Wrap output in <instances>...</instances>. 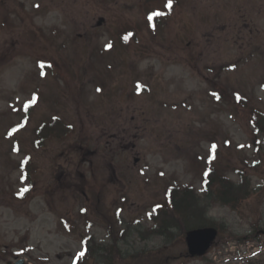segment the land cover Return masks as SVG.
I'll use <instances>...</instances> for the list:
<instances>
[{
	"label": "rangeland",
	"instance_id": "374dc122",
	"mask_svg": "<svg viewBox=\"0 0 264 264\" xmlns=\"http://www.w3.org/2000/svg\"><path fill=\"white\" fill-rule=\"evenodd\" d=\"M28 9L25 37L9 31L17 50L0 42V264H100L86 238L120 239L126 264H214L243 237L263 244L264 0ZM219 177L243 198L205 204L219 232L205 257L179 231L145 236L167 190L203 207L205 179Z\"/></svg>",
	"mask_w": 264,
	"mask_h": 264
},
{
	"label": "trees",
	"instance_id": "16d2710c",
	"mask_svg": "<svg viewBox=\"0 0 264 264\" xmlns=\"http://www.w3.org/2000/svg\"><path fill=\"white\" fill-rule=\"evenodd\" d=\"M213 182H216L218 187V189L216 190L217 193L215 192L216 194L209 190L210 185ZM204 187L206 191L205 195L202 198L203 207L201 206V197L195 195V192H193L192 190H180L176 186L171 187L172 190H167L166 193L167 195H169V197L168 199H165V206H161L162 214L159 215L158 213V215L155 216V226L151 230V233H149V236L152 235L161 238L165 243L172 241L173 231H179V233L183 235L185 234L186 230L192 227L205 226L208 209V207H205V204L207 202L210 203L213 201V199H215L218 201L236 203L240 198H243L240 188L234 186L228 179L223 177H219L215 180L206 178ZM139 231L142 238L148 235V230L146 231L144 237L143 231H141V229H139ZM119 240L115 241L114 243H110L109 245H104L100 242H91V244H94L93 246L96 249L95 256L98 254L100 258L95 260L100 262V264H112L111 257L113 256V261H115V257H118L121 260L122 257L119 251L121 244ZM84 245L88 250L90 249L88 238L84 239ZM125 257L127 256L124 255V258H122V261L125 262V264L126 262H131L126 261L127 258ZM141 262H139L138 264H141ZM154 262L155 264H169V262H167V258H155Z\"/></svg>",
	"mask_w": 264,
	"mask_h": 264
},
{
	"label": "flooded vegetation",
	"instance_id": "af4514ba",
	"mask_svg": "<svg viewBox=\"0 0 264 264\" xmlns=\"http://www.w3.org/2000/svg\"><path fill=\"white\" fill-rule=\"evenodd\" d=\"M28 4H30L31 9L33 8L39 9L43 6V0H0V42L3 43L5 46H8L7 45L8 40H13V32L11 33L9 32L13 30L12 25L15 26L16 31L18 30V27L24 26L25 30L20 33V36L25 37L27 33V29L23 21L25 22L29 17V15L31 14V13L29 14L28 11L29 10ZM34 30L37 32V34L41 32V29L39 27H37V29ZM8 32L9 34L7 37ZM3 47L4 46L2 47L0 46V49L2 48L3 50ZM16 50L17 47L15 48L13 44H11L10 48L8 46L7 52L11 53L12 51H16ZM263 264H264V255H263Z\"/></svg>",
	"mask_w": 264,
	"mask_h": 264
},
{
	"label": "water",
	"instance_id": "95a60500",
	"mask_svg": "<svg viewBox=\"0 0 264 264\" xmlns=\"http://www.w3.org/2000/svg\"><path fill=\"white\" fill-rule=\"evenodd\" d=\"M218 231L214 227L189 230L186 233V243L191 256H203L217 237ZM18 264H23L20 260Z\"/></svg>",
	"mask_w": 264,
	"mask_h": 264
}]
</instances>
